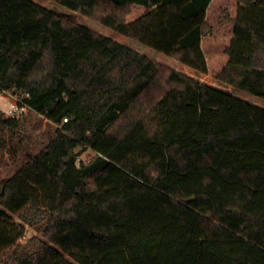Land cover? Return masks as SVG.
<instances>
[{"label":"trees","instance_id":"trees-1","mask_svg":"<svg viewBox=\"0 0 264 264\" xmlns=\"http://www.w3.org/2000/svg\"><path fill=\"white\" fill-rule=\"evenodd\" d=\"M50 1L264 99V0ZM0 86L56 126L0 181V264H264L263 107L35 0H0Z\"/></svg>","mask_w":264,"mask_h":264},{"label":"rangeland","instance_id":"rangeland-1","mask_svg":"<svg viewBox=\"0 0 264 264\" xmlns=\"http://www.w3.org/2000/svg\"><path fill=\"white\" fill-rule=\"evenodd\" d=\"M46 7L52 9L55 12H58L64 15L69 20L81 23L88 26L90 29L113 38L119 42L127 44L133 49L139 51L140 53L146 54L153 60L166 65L170 68L181 71L195 79H198L204 83H207L211 86L223 89L226 92L232 93L235 96H238L244 100H247L255 105L264 108V99L253 94H250L244 90L236 89L230 85L221 83L213 79L207 74H202L192 69L191 67L182 64L177 59L162 54L154 49L144 46L134 39L128 38L122 34L117 33L116 31L106 27L101 24L98 20L86 17L80 13L74 12L66 7L58 5L50 0H35ZM21 97L24 94L20 95ZM3 118H17L20 121L19 129L16 131L5 128L2 124ZM56 126L50 123L47 119L41 115L27 110L22 114L17 115L16 117H11L8 114H5L0 111V181L2 179L9 178L14 171L20 166L26 159L28 153H38L41 151L47 142L50 140V137L54 133ZM82 151L77 149V152ZM94 153L89 150L86 153L81 155L80 160L87 161L89 160ZM30 210V207L25 211L26 213ZM13 219L15 221H20L18 215H14ZM25 233L24 239L21 243H26L30 237L35 234L34 227L29 223H25ZM61 252V251H60ZM63 253V252H62ZM67 258L72 260L67 254L63 253Z\"/></svg>","mask_w":264,"mask_h":264},{"label":"built area","instance_id":"built-area-1","mask_svg":"<svg viewBox=\"0 0 264 264\" xmlns=\"http://www.w3.org/2000/svg\"><path fill=\"white\" fill-rule=\"evenodd\" d=\"M29 95L20 96L12 91L5 90L0 86V111L10 115L11 117H16L22 114L24 111L32 110V108L26 102V98ZM66 119L65 121H67ZM24 237L21 238L20 242L23 241Z\"/></svg>","mask_w":264,"mask_h":264},{"label":"water","instance_id":"water-1","mask_svg":"<svg viewBox=\"0 0 264 264\" xmlns=\"http://www.w3.org/2000/svg\"><path fill=\"white\" fill-rule=\"evenodd\" d=\"M195 199H196L195 196H193V197L186 199V202L189 203V202L194 201Z\"/></svg>","mask_w":264,"mask_h":264}]
</instances>
